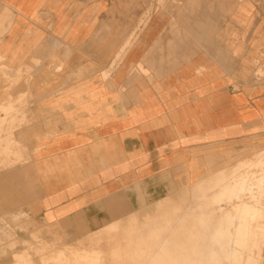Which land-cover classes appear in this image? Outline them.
<instances>
[{"label": "crops", "instance_id": "obj_1", "mask_svg": "<svg viewBox=\"0 0 264 264\" xmlns=\"http://www.w3.org/2000/svg\"><path fill=\"white\" fill-rule=\"evenodd\" d=\"M189 2L0 0V131L31 148L0 157V254L9 221L87 237L264 164V0Z\"/></svg>", "mask_w": 264, "mask_h": 264}, {"label": "rangeland", "instance_id": "obj_2", "mask_svg": "<svg viewBox=\"0 0 264 264\" xmlns=\"http://www.w3.org/2000/svg\"><path fill=\"white\" fill-rule=\"evenodd\" d=\"M168 7L197 15V9L203 10L205 4L171 0ZM11 74L0 57V78ZM7 87L0 83V92ZM14 111L0 106V113H4L0 116V128L17 127L15 115H10ZM16 134L0 131V140L7 144L0 147V157H6L9 165L27 160L31 154L30 147L17 146L22 143L16 141ZM24 135L19 139L30 144V133ZM237 172L239 168L231 175ZM198 191L194 195L197 191L190 189L179 202L169 201L125 226L82 238L60 230H33L31 221L20 226L9 221L8 242L0 254L3 257L6 252L7 258L0 264H262L264 164H249L242 178L216 179L209 186L201 185ZM242 207L245 212H241ZM251 208L257 209L256 218L248 215Z\"/></svg>", "mask_w": 264, "mask_h": 264}, {"label": "bare ground", "instance_id": "obj_3", "mask_svg": "<svg viewBox=\"0 0 264 264\" xmlns=\"http://www.w3.org/2000/svg\"><path fill=\"white\" fill-rule=\"evenodd\" d=\"M260 184H262V182H261ZM237 209L239 210L240 208H237ZM242 209H243V210H242ZM242 209H241V212H245V211H246L245 208L242 207ZM248 215H249L250 217H255V218H256V217H257V209H255V208L252 209V208H251V209L249 210V214H248ZM244 222H245V221H244ZM242 229H243V232H244V230H245L244 227H243ZM88 258H89V256H88Z\"/></svg>", "mask_w": 264, "mask_h": 264}]
</instances>
